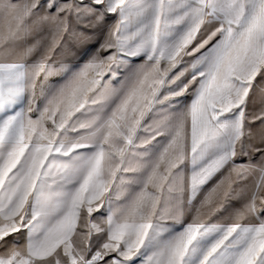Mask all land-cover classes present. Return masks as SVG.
I'll use <instances>...</instances> for the list:
<instances>
[{
	"label": "snow or ice",
	"instance_id": "obj_1",
	"mask_svg": "<svg viewBox=\"0 0 264 264\" xmlns=\"http://www.w3.org/2000/svg\"><path fill=\"white\" fill-rule=\"evenodd\" d=\"M0 264H264V0H0Z\"/></svg>",
	"mask_w": 264,
	"mask_h": 264
},
{
	"label": "rangeland",
	"instance_id": "obj_2",
	"mask_svg": "<svg viewBox=\"0 0 264 264\" xmlns=\"http://www.w3.org/2000/svg\"><path fill=\"white\" fill-rule=\"evenodd\" d=\"M108 23H111V19L108 21ZM92 50H94L93 48H89V52H91ZM87 55H77L75 57H66L64 59L68 60L70 63L79 66L80 64H82L86 59H87ZM60 59V58H57ZM55 79V78H54ZM233 206H238V204H235ZM227 216V213H225L223 216H219V217H213V219H220L223 220L225 219ZM190 218L187 214H186V219ZM98 219H103L102 217H98ZM20 243L21 245H23L24 243V238L23 236L20 237Z\"/></svg>",
	"mask_w": 264,
	"mask_h": 264
},
{
	"label": "crops",
	"instance_id": "obj_3",
	"mask_svg": "<svg viewBox=\"0 0 264 264\" xmlns=\"http://www.w3.org/2000/svg\"><path fill=\"white\" fill-rule=\"evenodd\" d=\"M112 22V20H111ZM215 183V180L211 182L199 195L198 199L195 201L196 206L198 207L200 204V201L203 200L204 196L207 194V192L211 189L213 184Z\"/></svg>",
	"mask_w": 264,
	"mask_h": 264
}]
</instances>
